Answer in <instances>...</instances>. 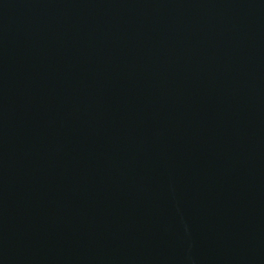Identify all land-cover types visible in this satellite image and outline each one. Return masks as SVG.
Segmentation results:
<instances>
[{"label":"water","instance_id":"95a60500","mask_svg":"<svg viewBox=\"0 0 264 264\" xmlns=\"http://www.w3.org/2000/svg\"><path fill=\"white\" fill-rule=\"evenodd\" d=\"M0 264H264V0H0Z\"/></svg>","mask_w":264,"mask_h":264}]
</instances>
